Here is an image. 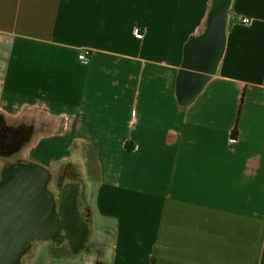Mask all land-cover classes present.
Returning a JSON list of instances; mask_svg holds the SVG:
<instances>
[{
    "label": "crops",
    "instance_id": "crops-1",
    "mask_svg": "<svg viewBox=\"0 0 264 264\" xmlns=\"http://www.w3.org/2000/svg\"><path fill=\"white\" fill-rule=\"evenodd\" d=\"M214 1L0 0V109L89 180L91 248L41 264H264V0H227L205 70Z\"/></svg>",
    "mask_w": 264,
    "mask_h": 264
},
{
    "label": "flooded vegetation",
    "instance_id": "flooded-vegetation-1",
    "mask_svg": "<svg viewBox=\"0 0 264 264\" xmlns=\"http://www.w3.org/2000/svg\"><path fill=\"white\" fill-rule=\"evenodd\" d=\"M36 132L33 117L28 115L11 116L0 109V160L2 161L0 169V256L5 258L0 261V264H16L15 257L22 252L21 259L30 250L34 241L55 240L59 242L64 237L60 229L53 230L52 219L44 203L22 204L15 200L17 196L14 191L2 187V183L17 179L15 169L19 166L36 165L30 161L27 152L24 161L17 155L22 146L27 145L28 148ZM7 160L10 161L5 162ZM8 168L13 169L11 175H6ZM67 188L72 189L67 186L63 193ZM5 199L10 202H5ZM12 199L13 201H11ZM66 229V237L70 239L73 247L76 239L75 234L78 231L73 228Z\"/></svg>",
    "mask_w": 264,
    "mask_h": 264
},
{
    "label": "water",
    "instance_id": "water-1",
    "mask_svg": "<svg viewBox=\"0 0 264 264\" xmlns=\"http://www.w3.org/2000/svg\"><path fill=\"white\" fill-rule=\"evenodd\" d=\"M227 0H215L214 6L210 15L211 30L207 37L203 40L193 41L187 48V64L195 67H199L205 70H209L212 67V63L215 59L216 53L219 47V31L223 23V12L226 6ZM192 82L186 80L185 87ZM16 170L17 179L11 182L2 183V187L16 194L17 202L22 204H34L42 202L49 211V215L52 219L53 230L56 231L62 227H65L64 218L60 220L55 211V201L52 194L47 189V183L49 179V173L46 169L32 165L31 167L19 166ZM12 194V197L14 195ZM10 195V194H8ZM11 196V195H10ZM6 197H8L6 195ZM5 197V198H6ZM8 202L9 200H4ZM13 201V199L11 200ZM10 202V201H9ZM75 200L72 206V212L75 220L77 221V213L74 210ZM20 252L15 257L16 264H20ZM5 260L3 256H0V261Z\"/></svg>",
    "mask_w": 264,
    "mask_h": 264
},
{
    "label": "rangeland",
    "instance_id": "rangeland-1",
    "mask_svg": "<svg viewBox=\"0 0 264 264\" xmlns=\"http://www.w3.org/2000/svg\"><path fill=\"white\" fill-rule=\"evenodd\" d=\"M29 113H27L28 115ZM27 152V145H24L18 150V158L22 161L26 160L25 153ZM7 160L5 162H8ZM2 166V161L0 160V169ZM49 171V179L47 183V188L52 193L53 198L56 203V213H59V203L63 194V190L66 186L71 187L75 191L76 203L74 205V210L77 213L78 223L84 226L88 222V212L85 186L88 185L89 180L82 174L81 166L78 163L68 164L66 167H58L55 170ZM57 171V172H56ZM67 230V229H66ZM61 234L64 236L63 240L57 242L55 240L51 241H34L32 242L30 250L24 254L20 259V264H41L44 259H59L64 257H77L80 252L85 249L88 250L91 247L87 246V243L84 242L86 239V233L84 235V240L81 242L77 251H73V248L70 243V239L66 237L67 231L63 228L60 229ZM91 245V244H89Z\"/></svg>",
    "mask_w": 264,
    "mask_h": 264
},
{
    "label": "bare ground",
    "instance_id": "bare-ground-1",
    "mask_svg": "<svg viewBox=\"0 0 264 264\" xmlns=\"http://www.w3.org/2000/svg\"><path fill=\"white\" fill-rule=\"evenodd\" d=\"M13 172L12 168H8L6 171V175H11ZM74 192L72 189L67 188L66 191L63 193L62 202H61V209L60 213L62 217L65 219V227L69 230L73 228V230H77L78 233L75 235V243L73 245V248L75 251L78 250L81 242L83 241L84 234H85V227L82 224H79L78 221L73 223V220H75L74 214L72 212V206L74 203Z\"/></svg>",
    "mask_w": 264,
    "mask_h": 264
},
{
    "label": "built area",
    "instance_id": "built-area-1",
    "mask_svg": "<svg viewBox=\"0 0 264 264\" xmlns=\"http://www.w3.org/2000/svg\"><path fill=\"white\" fill-rule=\"evenodd\" d=\"M236 20L239 24H242V25H247L251 21V19L246 16H238ZM88 55H89V51H83L80 55H78V58L81 60H86Z\"/></svg>",
    "mask_w": 264,
    "mask_h": 264
}]
</instances>
